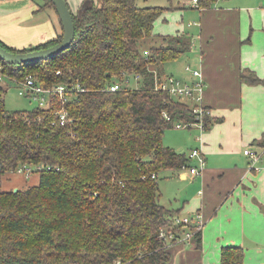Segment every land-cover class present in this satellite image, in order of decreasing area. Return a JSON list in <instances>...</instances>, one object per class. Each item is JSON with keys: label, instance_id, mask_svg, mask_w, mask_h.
Listing matches in <instances>:
<instances>
[{"label": "trees", "instance_id": "16d2710c", "mask_svg": "<svg viewBox=\"0 0 264 264\" xmlns=\"http://www.w3.org/2000/svg\"><path fill=\"white\" fill-rule=\"evenodd\" d=\"M213 1L198 0L204 7ZM45 4L53 6L51 0ZM164 9L138 6L135 0H83L72 11L75 37L69 47L36 62L0 59L3 74L18 83L31 75L43 87L83 88L64 102L52 97L46 108L9 111L7 88L0 82V172L21 164L41 167L37 184L0 190V264L171 261L172 244L159 231L176 228L179 214L160 202L159 172L190 166L192 158L162 139L174 122L193 123L195 114L190 100L156 87L168 74L164 62L191 47L187 32L154 33ZM61 37L23 48L1 39L0 44L27 51ZM146 39L153 42L145 54L141 45ZM126 76L137 85L107 89L112 81L123 84ZM240 79L264 84L248 68L240 70ZM62 109L67 113L63 124ZM213 120L212 114L204 117L205 129ZM259 143L264 144V134ZM192 240L198 248L201 229ZM219 264H244V248L223 245Z\"/></svg>", "mask_w": 264, "mask_h": 264}, {"label": "crops", "instance_id": "0c3cea01", "mask_svg": "<svg viewBox=\"0 0 264 264\" xmlns=\"http://www.w3.org/2000/svg\"><path fill=\"white\" fill-rule=\"evenodd\" d=\"M66 1L76 12L83 0ZM188 6L192 23L184 29L191 39L190 58L202 72L203 101L214 120L204 130L195 124L176 127H194L185 135L187 143L163 142L186 155L199 148L205 159L198 174L187 168L159 172L183 180L185 192L170 208L181 215L198 211L204 220L200 246L192 239L179 242L171 246L173 256L182 253L180 264H206L203 259L209 257L219 264L221 247L233 244L244 248V264H264V160L251 166L243 153L246 147L257 148L264 134V84L240 79L242 68L264 78V0H214L208 7L190 0ZM62 31L55 8L45 0H0V39L7 45H37ZM164 31L154 33L184 32L174 26ZM186 65L182 78L191 77ZM190 161L197 164L196 158Z\"/></svg>", "mask_w": 264, "mask_h": 264}, {"label": "built area", "instance_id": "2783aa9c", "mask_svg": "<svg viewBox=\"0 0 264 264\" xmlns=\"http://www.w3.org/2000/svg\"><path fill=\"white\" fill-rule=\"evenodd\" d=\"M193 5H198V0H191ZM3 64L0 62V82L4 77H6L3 72ZM191 73V79L185 80L180 79L172 74H166L158 83L156 87L167 91L171 96L175 98L190 100L191 109L195 114V121L193 123H185L181 121L174 122L175 127H186L188 124H195L201 130H204V117L211 114V109L203 103V94L205 88V80L203 78L202 72L199 68H191L186 65ZM138 79V75L135 77ZM130 78L127 76L122 84L120 81H112L107 89L110 91H116L122 88L124 84L126 87L130 86ZM21 87L19 88L20 94H29V96L37 102V105L46 108L51 104L52 97H59L62 102H64L69 97L70 92L82 90L83 88L76 84L73 86H68L63 83L53 85L51 87H43L37 83L31 75H28L24 81L19 82ZM66 111L64 109L58 111V117L60 123L63 124L66 120ZM166 117L169 119L168 115L164 112ZM243 153L249 157V162L251 166H254L259 160H264V144L259 145L257 148L246 147L243 149ZM191 158L197 159V164L190 166H184L187 168L191 174L201 173L205 166L204 156L199 148H193L189 152ZM32 168L39 170L40 165H35L32 167L30 164H21L15 169H9L10 172H19L29 175ZM1 171V162H0ZM203 217L200 212H195L193 214H179L175 216V227L169 226L163 227L159 231V236L167 244H175L177 242L189 241L192 239L194 233L202 229Z\"/></svg>", "mask_w": 264, "mask_h": 264}, {"label": "rangeland", "instance_id": "374dc122", "mask_svg": "<svg viewBox=\"0 0 264 264\" xmlns=\"http://www.w3.org/2000/svg\"><path fill=\"white\" fill-rule=\"evenodd\" d=\"M190 0H135L138 6H162L165 7L162 14L158 17L154 25V31L158 33H168L164 30H168L169 28L178 27V29L182 32L185 27L191 22L192 19L190 18V12L192 11L191 7L188 6ZM175 5L177 7H172ZM184 9L186 12L180 10ZM176 30L174 29L171 34H174ZM187 32V30H186ZM148 40H145V44L141 45L143 48V53H147V45ZM190 50V49H189ZM185 51L181 55H179L175 59H169L164 62V71L165 73L172 74L174 76L179 77L180 79L189 80L190 78H182L180 76L181 73H184L185 64H188L191 68H197L194 66V61L192 62L191 51ZM186 72L189 70L186 69ZM190 72V71H189ZM188 72V75L191 73ZM2 83L7 88L4 93V106L7 110H24V109H31L37 105V102L33 100L29 94H20L19 88L21 85L9 79L8 77H4ZM130 85L135 86L136 80H130ZM194 128V127H193ZM193 128H176L175 126L169 127L165 130L163 136V142H170L171 144L179 145L183 144L186 137L185 135L187 132H190ZM172 147V145H170ZM184 150H188V147H183ZM159 179V188L161 191L160 195V202L167 206L174 207L178 200H181V194L185 192V187L183 186V180L179 178V176L175 174H169L168 172L164 171L160 174ZM39 181V172L32 168V171L29 175H25L24 173L19 172H10V171H3L0 172V190L4 189H13L17 187L26 188L29 185L37 184ZM179 243V242H177ZM175 243V244H177ZM174 245V244H173ZM172 246V245H171ZM172 249V248H171ZM203 256H204V250ZM181 252L172 256L171 261L169 264H180L181 260ZM211 256V254H209ZM210 261H203L206 264H214L211 261V257H209Z\"/></svg>", "mask_w": 264, "mask_h": 264}, {"label": "water", "instance_id": "95a60500", "mask_svg": "<svg viewBox=\"0 0 264 264\" xmlns=\"http://www.w3.org/2000/svg\"><path fill=\"white\" fill-rule=\"evenodd\" d=\"M51 2L63 27L61 39L50 46L27 51H12L0 44V59L13 64L36 62L51 57L71 45L75 37V24L72 10L66 0H51Z\"/></svg>", "mask_w": 264, "mask_h": 264}]
</instances>
